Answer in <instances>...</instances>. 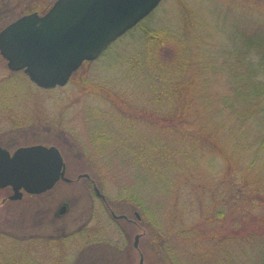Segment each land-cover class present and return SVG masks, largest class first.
Returning a JSON list of instances; mask_svg holds the SVG:
<instances>
[{
  "label": "trees",
  "instance_id": "16d2710c",
  "mask_svg": "<svg viewBox=\"0 0 264 264\" xmlns=\"http://www.w3.org/2000/svg\"><path fill=\"white\" fill-rule=\"evenodd\" d=\"M240 3L234 0L233 5L245 12ZM177 6L179 29H144L149 15L117 40L133 31L144 32L141 50L129 59L120 56L128 70L113 85L90 79L77 82L83 95H93L107 104L105 109L89 110L93 123L88 125L87 161L102 165L106 160L128 162L136 172L153 174L163 182H172V174L183 167L187 171L195 166L188 174L199 184L196 193L205 211L203 220L211 223L213 230L204 235L195 225L179 230L176 236L187 235L188 242L183 246L171 240L163 242L159 248L164 264H264V13L238 15L242 20L234 25L232 36L219 53L211 54L214 62L202 59L203 69L210 71L197 74L200 70L195 69L194 53L206 43L194 29L196 15L183 0H177ZM163 40L174 43L176 49L165 64L155 54ZM196 75L205 87L210 78L222 83L219 100L198 102ZM207 154L213 156L209 157L212 162L214 158L219 161L214 164L220 186L215 191L199 177ZM206 193L210 195L207 204ZM244 201L253 209L250 215L236 211ZM231 211L237 216L232 223L225 221ZM201 235L203 244L197 241ZM15 254L8 253L5 264H38L23 249L20 260Z\"/></svg>",
  "mask_w": 264,
  "mask_h": 264
},
{
  "label": "rangeland",
  "instance_id": "374dc122",
  "mask_svg": "<svg viewBox=\"0 0 264 264\" xmlns=\"http://www.w3.org/2000/svg\"><path fill=\"white\" fill-rule=\"evenodd\" d=\"M54 1L0 0V29L20 15L36 9L42 14ZM183 1L196 15L194 29L206 43L194 53L195 69L200 70L196 71L197 74L210 71L203 69V63H210L211 54L219 53L225 41L232 36L234 25L242 20L238 15H247L248 11L264 13L263 0H238L245 12L234 7V0ZM177 7V0H163L142 26L144 29H179L181 24ZM254 15L258 16L257 13ZM246 17L243 16V19ZM142 33L140 30L128 33L95 62L84 65L66 86L51 90L36 88L22 73L13 76L5 61L2 59L0 62V87L4 85L0 89V146L9 152L23 146H54L61 153L67 178L74 180L78 175L87 174L96 182L97 189L115 214L127 213L132 218L131 211H136L140 216V230H133L122 221L113 223L101 201L84 180L72 184L59 182L42 196L28 198L24 195L19 201L4 203L3 198L11 195V192L9 189L1 190L0 264L6 263L10 252L17 253L15 258L20 260L22 249L25 254L26 251L31 253L34 260H44L40 247L36 250L38 246L27 242L34 238L64 242L66 246L63 249L68 251L60 264H137L139 259L132 249V242L133 236L138 233H142L139 249L143 264H164L161 252L163 242L171 240L181 246L188 242L187 235L182 238L176 236L179 230L194 225L199 234L204 235L213 230L211 223L203 220L205 211L199 203L201 197L196 193L200 190L199 184L192 181L188 174L195 166H190L187 171L183 167L179 173L172 174V182L168 179L163 182L153 174L136 172L128 162L106 160L105 165H102L100 162L87 161L85 147L89 144L88 125L93 123L89 120L88 115H92L89 110H102L107 104L93 95H83L77 88V82L90 79L113 85L128 70L120 56L129 59L141 50ZM155 54L158 61L165 64L176 54L174 43L163 40ZM202 55L206 57L202 58ZM197 77L198 102L202 104L206 98L219 100L222 83L210 78L205 87ZM176 138L181 140L179 136ZM209 157L213 156L207 154L204 157L199 177L215 191L220 186L214 164L219 161L214 158L212 162ZM207 168L210 170H205ZM162 184L166 188H159L158 185ZM203 198L207 204L210 195L206 193ZM65 203L69 205V212L61 219H54L55 211ZM252 210L245 201L236 209L247 215ZM236 211H231L232 216H227L225 221H235ZM203 235L197 238L200 244H203ZM174 261L178 262L179 259Z\"/></svg>",
  "mask_w": 264,
  "mask_h": 264
},
{
  "label": "water",
  "instance_id": "95a60500",
  "mask_svg": "<svg viewBox=\"0 0 264 264\" xmlns=\"http://www.w3.org/2000/svg\"><path fill=\"white\" fill-rule=\"evenodd\" d=\"M161 1L56 0L45 14L21 16L0 30V56L8 71H22L37 88L64 87L84 62L96 60ZM65 170L54 146H23L13 152L0 146V190L11 189L9 201L44 194L59 181L70 183ZM94 193L103 198L97 188ZM64 212L62 207L60 214ZM137 242L135 236L134 247ZM138 264H143L142 256Z\"/></svg>",
  "mask_w": 264,
  "mask_h": 264
},
{
  "label": "flooded vegetation",
  "instance_id": "af4514ba",
  "mask_svg": "<svg viewBox=\"0 0 264 264\" xmlns=\"http://www.w3.org/2000/svg\"><path fill=\"white\" fill-rule=\"evenodd\" d=\"M21 16L22 15H20L19 17H21ZM78 177H79V175L76 177V179H74V180L71 179V182L68 184L78 183L79 181L84 180L88 184L87 186H88V188L91 189V191H93L94 188H97L96 182L93 179H91L90 177H87V178H85V177L78 178ZM93 193H94V191H93ZM40 196H42V195H40ZM27 197L28 198H36L39 196H27ZM3 199H6V198H3ZM98 199L101 201L102 205L104 206L106 212L109 214L110 219L113 221V223L118 224V221H122L129 228H131L133 230L134 229L140 230V217L139 218L136 217V213H137L136 211H131L132 218H131V215H128L127 213L115 214L114 211L112 210L111 206L108 204V202L106 201L105 198H99L98 197ZM62 207H65V212L63 214H60V209ZM68 212H69V205H67L66 203L62 204L59 207V209H57V211H55L53 218L54 219H61ZM135 236H138V242H137L136 247H134ZM141 236H142V233L135 234L133 236V242H132V249L138 255V259H140V257L143 256L141 253V250L139 249V241H140ZM27 240H29V239H27ZM27 242L30 244H35V246H38L35 248L36 250H37V248L40 247L39 249L41 250V253H42L41 255L44 258V260L37 261L38 264H60L62 257H64L68 251V249H67V251H65L63 249V248H65L66 244L64 242H61V241H51L48 239L45 240L44 238H34L33 240L30 239ZM102 264H107V263H102Z\"/></svg>",
  "mask_w": 264,
  "mask_h": 264
}]
</instances>
